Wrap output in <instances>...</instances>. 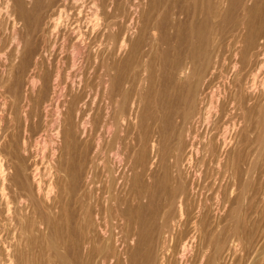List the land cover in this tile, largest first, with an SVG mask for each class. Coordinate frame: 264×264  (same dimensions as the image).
I'll return each mask as SVG.
<instances>
[{
    "label": "bare ground",
    "instance_id": "obj_1",
    "mask_svg": "<svg viewBox=\"0 0 264 264\" xmlns=\"http://www.w3.org/2000/svg\"><path fill=\"white\" fill-rule=\"evenodd\" d=\"M143 1L0 0V88L15 66L26 71L31 65L33 71L26 83L22 80L26 73L21 77L16 72L13 90L0 94V109L8 108L10 114L20 97L25 100L21 106L25 119L40 118L42 110L51 108L54 121H62L66 155L64 163L54 164L66 187L61 191L51 178L52 183L48 180L43 187L37 158L33 162L28 155L29 140L14 132L12 116L0 117V264H70L69 244L61 232L71 234L82 223L86 224L82 227L87 232L86 247L95 236H103L100 264L106 260L108 264H188L198 243L201 253L195 264H232L237 253L245 250L247 242L240 231L250 213L242 207L257 194L258 158L262 168L258 170L264 172V0H147V9ZM35 30L41 34L43 55L47 51L50 56L57 45L60 53H68L70 62L62 61L70 69L66 76L71 69L82 68L91 77L92 82L80 80L71 111L66 105L71 107L69 99V103L59 99L66 84L60 85L62 65L52 66V59L42 57L33 37ZM136 52L142 56L137 63L141 69L133 72ZM182 58L185 63L182 60L184 65L178 67ZM23 83L37 90L39 102L20 93ZM70 93L65 96L71 97ZM62 106L64 113L59 109ZM58 127L52 126L55 135L60 133ZM113 127V140L123 135L122 150L127 151L130 139L136 138L132 144L136 151L135 160L128 156L132 163L127 171L132 176L122 180L125 193L111 192L100 202L116 210L110 214L113 230L107 232L100 223L106 217L98 221L99 202L92 207L93 171L95 175L94 168L105 163L101 151ZM130 127L136 131L135 138ZM37 152L30 155L38 157ZM210 164L218 169L225 164L231 179L228 189L220 184L216 190V185L211 196L198 183L203 167L208 169ZM54 186L59 195L54 192L51 197ZM259 190L261 198L264 181ZM71 203L77 213L73 206L69 208ZM75 213H79L77 219ZM146 229L150 237L156 235V245L146 242ZM93 249L89 247L84 254ZM260 251L264 256V246Z\"/></svg>",
    "mask_w": 264,
    "mask_h": 264
},
{
    "label": "rangeland",
    "instance_id": "obj_2",
    "mask_svg": "<svg viewBox=\"0 0 264 264\" xmlns=\"http://www.w3.org/2000/svg\"><path fill=\"white\" fill-rule=\"evenodd\" d=\"M146 2H147V0H145V1H143V4H145L144 5V8L145 9H147V6H148V3L146 4ZM146 6V7H145ZM143 7V6H142ZM49 11V10H48ZM44 12L45 11H42V15L44 14ZM228 27L229 26H226V28L227 29H225V30H228ZM36 31L37 30H35V32L33 33V34H35V35H33V37H34V40H35V44L37 45L36 47H38L37 49H38V51L41 49V34H40V32L38 33H36ZM39 37V38H38ZM40 39V40H39ZM130 39H134L133 38V36L130 38ZM37 41V42H36ZM224 42V41H223ZM39 45H40V47H39ZM56 49H57V51H56ZM41 51V54H42V57L43 58H49V61L52 59V61H54V62H52V61H50V63H52V66L54 65V66H61V71H60V75H61V79H60V82H62V83H60V85H62L63 83H66V84H64V89L62 88V86H61V90H60V97H59V99L61 100H59L61 103H62V101L64 100V99H66V101L68 102V99H69V102H70V105H71V107L69 106V104H66V105H68V107H69V109H70V111H71V108H72V105H74L73 103H75V101H74V98H75V96H77V94H79V92L78 91H80V88H81V83H82V81L80 82V80H82L83 78H86L87 80H88V82L90 81V82H92V80H91V77L90 76H88L87 77V75H89V73H88V71H87V73L85 72V70L84 69H80V68H75V69H71V71H70V75H69V77H71L70 79H72V80H70L69 79V77L68 76H66V72H68L69 73V68H67V66H64V65H67L66 63H68V62H70L69 61V55H68V53L67 52H64V53H60L59 52V49H58V45H57V48H55V50L53 51V52H51V55L49 56V52H47V51H45V53H44V55H43V50L41 49L40 50ZM39 51V52H40ZM43 51V52H42ZM56 51V52H55ZM47 52V53H46ZM59 53V54H58ZM136 53H138V52H136ZM134 54V59L132 60L133 61V63H132V67L134 68V71L133 72H138L139 71V69H141L140 67L138 68V64L137 63H141V59H142V56H141V53L139 52L138 53V57H137V54ZM45 54H47V55H45ZM55 56V58L53 59V55ZM58 54V55H57ZM61 54V55H60ZM61 56L60 58H59V60L57 59V56ZM65 55V56H64ZM123 54H121V55H119V56H122ZM47 56V57H46ZM51 56H52V58H51ZM141 56V57H140ZM67 59H66V58ZM138 58V60H139V62H138V60H137V62H136V58ZM140 57V58H139ZM57 60V61H56ZM64 60H68V61H65V62H62V61H64ZM181 61H179V65H178V67H182L181 65H184V63H185V59H180ZM182 60H184L183 62H182ZM55 61H56V63H55ZM136 63V65H135V63ZM54 63V64H53ZM58 63V64H57ZM63 63V64H62ZM181 63H183V64H181ZM17 64V63H16ZM57 64V65H56ZM61 64V65H60ZM136 67H135V66ZM64 66V67H63ZM30 67V68H29ZM29 67H27L26 68V71L25 70H23V71H21L20 69L18 70V68H17V66H15L14 68H13V72H12V74H13V77H12V74H11V76H10V78L8 79L9 81H6V83L4 84V82H3V88H0L1 90H0V94L2 95V93L5 95H9L10 93V91L9 90H13V87H15V86H13V84L14 85H16L15 84V81H13L14 80V77H15V74H16V72L18 73V75H21V77L23 76V74H22V72H24V76L22 77V80L26 83V80H28L29 79V77H30V75L33 73V71H32V69H31V65H29ZM62 68H64V69H62ZM15 69H17V71H15ZM67 69V70H66ZM28 70V71H27ZM31 70V71H30ZM63 70H64V72H63ZM81 70V71H80ZM20 71V72H19ZM66 71V72H65ZM77 72V73H76ZM79 72H81V75L79 74ZM85 72V73H84ZM84 73V74H83ZM30 74V75H29ZM64 74V75H63ZM73 74V75H72ZM17 75V74H16ZM84 75H85V77H84ZM64 76V77H63ZM75 76H76V78H75ZM77 76H78V78L80 77H82L81 79L79 78H77ZM25 77V78H24ZM68 79H67V78ZM24 78V79H23ZM64 78V79H63ZM75 78V79H74ZM74 79V80H73ZM76 79H78V80H76ZM70 80V81H69ZM66 81V82H65ZM72 81H73V83H72ZM70 82V83H69ZM78 83V84H76V83ZM12 83V84H11ZM25 83H23L22 85H24ZM9 84H11V85H9ZM72 84H73V86H72ZM5 85H6V87H5ZM20 86L21 88H22V91L20 92L21 94H24V93H26L27 94V96L29 97V98H31V99H33V100H35V102H39V98H38V94H37V90H30V88L29 87H27V86ZM65 85H66V87H65ZM70 85V86H69ZM77 85V86H76ZM68 86L71 88V89H69L68 88ZM76 86V87H75ZM2 87V86H1ZM79 87V90H77V88ZM8 91H6L5 89ZM21 88H18L19 90L21 89ZM25 88V89H24ZM75 88H76V90H75ZM135 88V87H134ZM133 88V89H134ZM2 89H4V90H2ZM69 89V90H68ZM32 92V94H31V92ZM64 90V91H63ZM2 91H4V92H2ZM6 91V92H5ZM34 91V92H33ZM72 91V93H70ZM76 91V92H75ZM62 93V94H61ZM68 93H70V95L69 96H71V97H66V96H68L67 94ZM73 93H75V94H73ZM29 94V95H28ZM35 94V95H34ZM65 94H66V96H65ZM63 95V96H62ZM22 96V95H21ZM24 97H22V99H23ZM36 98V99H35ZM70 98H71V100H70ZM1 99V98H0ZM20 99H21V97H20ZM19 98H17V101L15 100V102L14 103H16V104H14L13 103V106H15V108L14 107H12V109H11V113L10 114H7V113H9L8 111L10 110H8V108H7V110H2V109H0L1 111H0V117H3V118H5L6 117V115H7V117L5 118L6 120L8 119V118H10V117H8V116H12L13 118H14V120H13V127H14V132H16L20 137H23L24 139H27V140H25L26 142L29 140V142L27 143L29 146H27L28 147V155H29V157H31V159H35V158H37V160L35 161L36 162V164H37V166H38V171H39V177L41 178V181H42V185H44L43 187H46V183L48 184V183H50L51 181L53 182V184L55 183V182H57L59 185L58 186H60L59 187V189L61 190H63V188H65L66 187V185L63 183L62 184V182H64V180L62 179L63 177H62V175L60 174V173H58L57 171H56V167L57 166H59L58 164L60 163V165L62 164V163H64V162H62V161H65L64 160V158L66 157V155H64V152H65V149L63 150V146L65 147V142H63V140H61V139H63V137L61 138V136H62V132H61V130H63L62 129V124H60V123H62V121H61V119H60V122L58 121V122H55L54 121V117H55V115H54V113H52L53 111H52V109L51 108H46L44 111L42 110V112L40 113V118L42 119V121L40 120V118L37 116V117H35V118H29V119H25V115H23V114H25V113H22V111L24 110L23 108L24 107H22L21 108V106L24 104V102H25V100L23 101L22 99L20 100ZM73 100V101H72ZM19 101V102H18ZM23 101V103H21L20 104V102H22ZM32 102V101H31ZM68 102V103H69ZM17 103H19L18 104V107H17ZM38 104H40V103H37V105H36V107H38ZM19 105H20V108H19ZM34 107H35V105H33ZM35 107V108H36ZM73 107H75V105L73 106ZM18 108V109H17ZM34 108V109H35ZM64 110H63V109ZM17 109V110H16ZM20 109V113L18 114V110ZM22 109V110H21ZM33 109V108H32ZM59 109H60V111L62 112V113H64L65 112V108L62 106V107H59ZM66 109H67V106H66ZM74 109V108H73ZM47 111V112H46ZM52 111V112H51ZM5 112V113H4ZM16 112V113H15ZM24 112H25V110H24ZM26 112H27V110H26ZM44 112V113H43ZM46 112V113H45ZM22 113V114H21ZM5 114V115H4ZM14 114V115H13ZM42 114V115H41ZM44 114V115H43ZM53 115V116H52ZM5 116V117H4ZM50 116V117H49ZM18 118V120H16L17 118ZM23 117V118H22ZM47 119H46V118ZM53 117V118H52ZM16 118V119H15ZM45 118V119H44ZM24 119L26 120V121H24ZM31 119H32V121H31ZM37 119H39V121L37 120ZM23 121V123L25 122V124H26V127H25V124H21L22 123V121ZM36 120L38 121L37 123H36ZM45 120V121H44ZM53 120V121H52ZM52 121V122H51ZM19 122V123H18ZM30 122V123H29ZM39 122H41V123H39ZM44 122H46V124L44 123ZM53 122L54 123H56L55 125L53 124ZM17 123H18V125H17ZM49 123V124H48ZM29 124V125H28ZM38 124H40V128H43L42 126H44V128L43 129H41V131L38 129V127H39V125ZM50 124H52V126H53V128L55 129H57V127L58 126H60V133L59 134H57V135H55L56 133L54 132L55 130L52 128V126L50 127ZM60 124V125H59ZM23 125V126H22ZM34 127H33V126ZM37 125V126H36ZM42 125V126H41ZM19 126V127H18ZM22 126V127H21ZM57 126V127H56ZM17 127V128H16ZM29 127V128H28ZM31 127H33V128H31ZM48 127V128H47ZM25 128V129H24ZM31 128V129H30ZM51 128H52V130H51ZM59 128V127H58ZM131 128V127H130ZM18 129V130H17ZM22 129H24V130H22ZM39 131H38V130ZM48 129H50V130H48ZM26 130L27 131H29L28 133L26 132ZM54 130V131H53ZM113 131H112V133H111V137H110V139L108 140V144H107V146H105V151L104 150H102L101 152V154H103V159L105 160V163H103L102 165H97L96 167H98V168H94V170H96L95 171V175H94V171H93V191H94V189H96L94 192H93V194L95 195V198H92V207H93V205H94V203H97V202H99V207H100V209H99V207H98V209L100 210L99 211V216L100 217H98V221L100 222V220L99 219H104L105 217V220L106 221H104V220H102L100 223L102 224V222H103V224H102V226H103V228H102V226H101V228L102 229H105L107 232H109V230H113V224H112V216L110 215L111 213H113L112 215H114L115 213H116V210H115V212H114V209H112L111 210V208L110 209H106L105 207H103V205H101L102 204V202H103V199L104 198H107V196H110L111 195V192H112V195L114 194V195H117V196H120L122 193L124 194L125 193V191H126V189H127V186L125 185V187H124V184H123V179H125L127 176L128 177H130V176H132V175H130V174H132L131 172H129V171H127V169H128V166H130L131 165V163H132V160H130V159H134L135 160V158H133V155L135 154V151H136V147L135 146H133L134 145V143H136L135 141H136V138H135V133H136V131L135 130H133L132 128L130 129L131 131H129L130 132V134L132 135H130L132 138H135V140L133 141V139H130V141H131V145L130 146H128V149H127V151H125V150H122V145H123V135L121 136L120 135V137L118 136V141H116V140H113L112 138H113V133L115 132V128L113 127V129H112ZM133 130V131H132ZM19 131H23V132H26L25 134L23 133V132H19ZM43 131V133L42 134H40L41 132ZM51 131H52V133H51ZM135 131V132H134ZM39 132V133H38ZM47 133V134H49V135H47V134H45V133ZM50 132V133H49ZM22 134V135H21ZM28 134V135H27ZM117 134H120L119 133V131H117ZM135 136H134V135ZM33 135L34 136H36V137H34L33 138ZM38 135H41V136H39L38 137ZM45 135V136H44ZM31 136V137H30ZM47 136V137H46ZM52 137V138H50V137ZM59 136V137H58ZM55 137H56V140H55ZM30 138V139H29ZM32 138V139H31ZM42 140V141H40V140ZM44 139V140H43ZM47 139V140H46ZM50 139V140H49ZM119 139H121L120 141H119ZM32 140H33V142H32ZM54 140V141H53ZM60 142H59V141ZM111 140V141H110ZM36 141V142H35ZM38 141H40V142H38ZM51 141H53V142H51ZM128 142H129V138H128V140H127ZM38 142V143H37ZM30 143V144H29ZM61 143V144H60ZM63 143H64V145H63ZM115 143V144H114ZM118 143H121L120 145L118 144ZM33 146H32V145ZM57 144V147L55 146ZM118 144V145H117ZM133 144V145H132ZM37 145V146H36ZM40 145H42L41 147H40ZM53 145H54V147H53ZM111 145V146H110ZM30 146H31V148H30ZM115 146V147H114ZM119 146H121V147H119ZM33 147H34V149H33ZM112 147H114V148H112ZM119 147V148H118ZM129 147H133V148H129ZM46 148V149H45ZM56 148H58V150L56 149ZM116 148V149H115ZM50 149V150H49ZM53 149V150H52ZM31 150H34V151H31ZM37 150H39L38 152H37ZM115 151V153H114V151ZM130 150V151H129ZM37 152L35 155H37L38 157H34V155H30V154H34V153H29V152ZM41 151V152H40ZM64 151V152H63ZM111 151V152H110ZM124 151V152H123ZM132 151H134V152H132ZM104 152V153H103ZM118 152V153H117ZM128 152V153H127ZM131 152V153H130ZM39 153V154H38ZM42 153V155H40ZM52 153V154H51ZM56 153V154H55ZM62 153V154H61ZM113 155H112V154ZM58 154V155H57ZM60 154V155H59ZM121 154H124V155H126V157L124 156V155H122L121 156ZM130 154V155H129ZM53 155V156H52ZM61 155H62V158H61ZM112 155V157H111V159H110V156ZM118 155V156H117ZM119 155H120V157H121V159H119L118 160V158H120L119 157ZM46 156V157H45ZM56 156V159L54 158ZM128 156H129V158H128ZM40 157V158H39ZM43 157V158H42ZM53 157V158H52ZM114 157H116L117 159H115ZM134 157H135V155H134ZM42 158V159H41ZM126 158H128V159H126ZM34 159L32 160L33 162H34ZM48 159V160H47ZM63 159V160H62ZM125 159V160H124ZM40 160H41V163H39L40 162ZM57 160V161H56ZM112 160H114V161H112ZM121 160V161H120ZM126 161V162H124V161ZM130 160V161H129ZM134 160H133V162H134ZM39 161V162H38ZM48 161V162H47ZM109 161V162H108ZM38 162V163H37ZM51 162V163H50ZM57 162V163H56ZM116 162V163H115ZM120 162V163H119ZM257 162L259 163V167H260V159L258 158V160H257ZM45 163V164H44ZM125 163H126V166H125ZM223 163V162H222ZM30 164H31V162H30ZM57 164V166H55V165ZM124 164V165H123ZM42 165H44V166H42ZM49 165V166H48ZM104 165V166H103ZM116 165V166H115ZM221 165V164H220ZM40 166V167H39ZM101 166V167H100ZM224 166V167H223ZM42 167H43V169H42ZM46 167V168H45ZM52 169H51V168ZM102 167H103V169H102ZM216 168V170H215V168ZM258 167V164H257V173H255V175L257 174V176L254 178V188L256 189V191H257V194L255 193L254 194V191H255V189L253 188V196H255L254 197V199L251 201V203L249 204V205H247L246 206V204L244 205V208L242 207V209L243 210H246L247 211V213L250 215H247L248 216V219H247V216H246V218H245V226L241 229V233H240V237H242L243 239L242 240H244V243H246V246H245V250H243V251H241V253L239 252V253H237V256H236V258H235V261L232 263V264H237V262H238V264H256V262L259 260V261H264V256H262V252L260 251L261 250V246H264V236H262V235H264V195H262L261 194V198H260V190H259V185L261 184V182L262 181H264V172H262V170H258V169H262L261 167L259 168ZM100 168V169H99ZM106 168V169H105ZM113 168H115V169H113ZM118 170H117V169ZM124 168H126V169H124ZM224 168V169H223ZM42 169V170H41ZM49 169V170H48ZM57 172L56 174H55V171ZM206 169V170H205ZM99 170H101V171H99ZM104 170H105V172H104ZM121 170H123L124 172L122 173V171ZM224 170V171H223ZM48 171V172H47ZM203 171H207L206 172V174H205V172H203ZM210 171V172H209ZM223 171V172H222ZM229 171L230 170H228V168L225 166V164H223V165H221L220 167H219V169L217 168V166L216 165H213V164H210L209 165V168L207 169V167H203V170H202V175H201V177H203V178H199V180H198V183H199V186L201 187H203V191H204V193H206V192H208V193H206V195H209V196H211L214 192V189L216 188V185H217V188H216V190L218 189V187H219V185L221 184V186L223 187V190H224V187H225V190L226 189H228L227 187H230V185H231V179L229 178ZM51 172V173H50ZM98 172H100V173H98ZM108 172V173H107ZM121 172L123 175L121 176V174H119V173ZM129 172V173H128ZM223 174H222V173ZM262 172V173H261ZM49 173V175L50 174H52V176L50 175H48V177H47V174ZM96 173H98V175L99 176H97V174ZM107 173V174H106ZM126 173L128 174V175H126ZM209 173V174H208ZM54 174V175H53ZM58 174V175H57ZM104 174H106V175H104ZM113 174V175H112ZM45 175H46V177H45ZM102 175H104V176H102ZM118 175L120 176V177H122V178H120V177H118ZM204 175V176H203ZM221 175H222V177H221ZM225 175V176H224ZM262 175V176H261ZM54 176V177H53ZM108 176V177H107ZM208 176V177H207ZM258 176H261L260 178H258ZM56 177H57V179H56ZM59 177V178H58ZM95 177V178H94ZM205 177V178H204ZM208 179H207V178ZM213 177V178H212ZM49 178H51L50 180H49ZM61 178V179H60ZM257 178L259 179V180H257ZM45 179V180H44ZM55 179V180H54ZM96 179H98V180H96ZM103 179H104V181H103ZM116 179V180H115ZM119 179H121L120 180V182H119ZM201 179H202V181H201ZM205 179H207V180H205ZM212 179H213V181H212ZM217 179V180H216ZM230 179V180H229ZM50 182H49V181ZM57 180V181H56ZM205 180V182H203ZM217 182H216V181ZM221 180V181H220ZM46 181V182H45ZM60 181V182H59ZM95 181H97V185H96V183H95ZM100 181H102V182H100ZM106 181V182H105ZM201 181V182H200ZM212 181V182H211ZM51 182V183H52ZM115 182H117V183H115ZM222 182V183H221ZM225 182H226V184H225ZM99 183V184H98ZM100 183L101 184H103L104 185V187H103V185H100ZM105 183V184H104ZM120 184L119 186H117L116 187V185L117 184ZM203 183H205V184H202ZM215 183V184H214ZM229 183H230V185H229ZM95 184V185H94ZM115 184V185H114ZM207 184V185H206ZM209 184H211L210 185V187L212 188V189H210V187H209ZM63 185V186H62ZM224 185V186H223ZM227 185H229V186H227ZM61 186H62V188H61ZM94 186L96 187V188H94ZM103 187V188H101V187ZM108 186V187H107ZM115 186V187H114ZM206 186L207 187H209L208 189H206ZM213 186V187H212ZM55 187V186H54ZM107 187V188H106ZM118 187H119V190H117L118 189ZM221 187V188H222ZM112 188V189H111ZM124 188V189H123ZM205 188V189H204ZM107 189V190H106ZM211 190V192H210V190ZM56 190V191H55ZM55 190H54V188H53V191H52V194H51V197H53L58 191V188H56L55 187ZM61 190V191H62ZM98 190V191H97ZM102 190V192H100ZM105 190L107 191V194H106V192H105ZM113 190V191H112ZM116 190H117V192H116ZM215 190V191H216ZM54 192H55V194H54ZM99 192L101 193V196H102V198L100 197V194H99ZM116 193V194H115ZM73 194H74V192H73ZM96 194H97V196H96ZM103 194V195H102ZM120 194V195H119ZM59 194L57 193L55 196H58ZM105 195V196H104ZM71 196V195H70ZM259 197V198H258ZM93 199H95V202H94V200ZM162 199V198H161ZM258 199V200H257ZM101 200V201H100ZM254 201H255V203H254ZM100 202H101V204H100ZM259 202V203H258ZM258 203V204H257ZM257 206V208H256V206ZM71 206H73V208L74 209H77L76 207V205L75 204H73L72 205V203L69 205V208H71ZM245 206H246V208H245ZM102 207H103V209H102ZM260 207V208H259ZM249 208V209H248ZM103 210V211H102ZM251 210V211H250ZM252 210H253V212H252ZM260 210V211H259ZM102 211V212H101ZM257 211H258V213H257ZM78 212V209L76 210V213ZM102 213V215H100L101 213ZM75 213V219H77V217H79V213H78V215ZM106 213V214H105ZM258 215V216H257ZM149 217V216H148ZM147 217V218H148ZM260 217V218H259ZM247 220H249L248 222H247ZM259 220V221H258ZM72 222H73V220H72ZM104 222H106L107 223V226H105L106 225V223H104ZM262 223V224H261ZM100 224V225H101ZM83 225H86V224H84V223H82V224H80V226H81V228H78V227H80V226H78L77 225V227H75V229L77 230V229H79L78 230V232L75 230H72V232L74 231V233H72L71 232V234H69L68 232H67V230H63L64 229V226L62 227V232H61V235H62V237L64 238V239H66V241L68 242V250L66 251V254H67V257L69 258V260H70V264H100V262H101V260L103 259V251L101 250L102 248H103V246H105V241L102 239L103 238V236L101 237V236H98V237H100V238H97V236H95L93 239H92V244L90 243L89 244V247L90 248H94L93 249V252L92 253H88V255L86 256L85 254H86V252H88V250L87 249H89V247L87 246L86 247V245L84 244V242H83V240H85L86 239V234L85 233H87L86 231H85V228H86V226H83ZM82 227H85V228H83L82 229ZM105 227V228H104ZM250 227H252V228H250ZM256 227H257V229H256ZM258 228H259V231H258ZM261 229V230H260ZM244 230V231H243ZM147 229H146V231H145V233H147ZM248 231V232H247ZM243 232H244V234H243ZM68 233V234H67ZM248 233V234H247ZM259 233V234H258ZM253 234V235H252ZM248 235H251V236H249L248 237ZM257 236V237H256ZM85 237V238H84ZM149 237V238H148ZM247 237H248V239L249 240H247ZM251 237V238H250ZM261 237H262V239H261ZM82 238V239H81ZM95 238H97V241H98V239H99V243L97 242V241H95L96 239ZM145 240H146V242H148V240H152L153 241V245H156V243H155V239H156V235L155 236H153V234H152V236L150 237V233L148 232L147 233V235H145ZM151 238V239H150ZM155 238V239H154ZM245 238V239H244ZM257 238V239H256ZM95 239V240H94ZM256 239V240H255ZM246 240V241H245ZM255 240V241H254ZM260 240V241H259ZM259 241V242H258ZM257 242H258V244H257ZM80 243H82L81 245H80ZM96 243V244H95ZM98 244V245H97ZM91 245H92V247H91ZM197 245V246H196ZM195 245V248H194V252H192L190 255H189V257L187 258L188 259V264H190V262H192L191 264H195V262H196V260H198V257H199V254L201 253L200 252V250H199V248L201 247V244H196ZM248 245H249V247H248ZM257 245V246H256ZM96 246V247H95ZM79 247V248H78ZM87 248V249H85V248ZM253 247V248H252ZM257 247V248H256ZM97 248V249H96ZM82 249L84 250L83 252H82ZM247 249V250H246ZM252 249V250H251ZM255 249V250H254ZM87 250V251H86ZM202 250V249H201ZM249 250V251H248ZM253 250H254V253L253 254H251V251L253 252ZM195 251H197V253L195 254ZM248 251V252H247ZM84 252H85V254H84ZM96 252V253H95ZM247 252V253H246ZM246 254V255H245ZM258 254H259V256H258ZM100 255V256H99ZM194 255V256H193ZM239 255H240V257H239ZM194 258H192V257ZM249 257V260H248V258H247V261H249V262H247L246 261V257ZM262 256V257H261ZM189 258H190V260H189ZM237 258H238V260H237ZM251 258V259H250ZM245 259V260H244ZM244 260V261H243ZM244 262H247V263H244ZM108 264V260H106L105 261V263L104 264Z\"/></svg>",
    "mask_w": 264,
    "mask_h": 264
}]
</instances>
